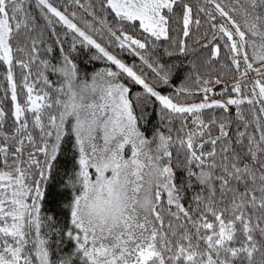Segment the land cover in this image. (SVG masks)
<instances>
[{"label":"snow or ice","instance_id":"obj_1","mask_svg":"<svg viewBox=\"0 0 264 264\" xmlns=\"http://www.w3.org/2000/svg\"><path fill=\"white\" fill-rule=\"evenodd\" d=\"M0 264H264V0H0Z\"/></svg>","mask_w":264,"mask_h":264},{"label":"trees","instance_id":"obj_2","mask_svg":"<svg viewBox=\"0 0 264 264\" xmlns=\"http://www.w3.org/2000/svg\"><path fill=\"white\" fill-rule=\"evenodd\" d=\"M202 42H203V41H201V43H202ZM190 46H191V48H193V49H197V48L200 47V45L197 44V43H195L194 41L190 43ZM96 67H101V65H100V64H97ZM216 74H217V73L214 71L213 74H212L213 79L215 78ZM253 75H254V74H253ZM232 82H233V81H232V77H231V75L225 73V75H224V84H223V85L229 86ZM223 85H222V86H223Z\"/></svg>","mask_w":264,"mask_h":264},{"label":"rangeland","instance_id":"obj_3","mask_svg":"<svg viewBox=\"0 0 264 264\" xmlns=\"http://www.w3.org/2000/svg\"><path fill=\"white\" fill-rule=\"evenodd\" d=\"M223 87H227V86H226V85H223ZM216 98H217V99H220V97H219V96H217Z\"/></svg>","mask_w":264,"mask_h":264},{"label":"built area","instance_id":"obj_4","mask_svg":"<svg viewBox=\"0 0 264 264\" xmlns=\"http://www.w3.org/2000/svg\"><path fill=\"white\" fill-rule=\"evenodd\" d=\"M219 87H223V86L221 85V86H219Z\"/></svg>","mask_w":264,"mask_h":264}]
</instances>
